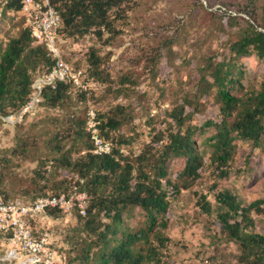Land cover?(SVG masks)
<instances>
[{
	"label": "rangeland",
	"instance_id": "rangeland-1",
	"mask_svg": "<svg viewBox=\"0 0 264 264\" xmlns=\"http://www.w3.org/2000/svg\"><path fill=\"white\" fill-rule=\"evenodd\" d=\"M0 12L1 58L8 42L28 24L23 13L7 10L3 0ZM248 21L264 30V0H136L127 17L116 23L117 34L113 37H99L95 31L77 37L62 30L58 46L64 60L74 69H87L94 50L101 58L102 81L92 84L94 94L92 89L88 93L71 91L62 106L42 105L22 126L0 129V162L6 175L3 190L11 198H25L21 179L34 176L44 159L60 158L57 148L73 159L81 156L90 141L86 136L83 140L76 138L68 128L87 120L91 107L98 114L118 106L124 108L120 111L124 113L120 114L123 124L111 138L116 142L121 137L128 140L124 152L135 157L147 152L150 145L161 146L162 142H156L167 130H177L169 116L175 108L186 105L184 129L199 128L194 139L204 165L200 176L187 187L178 179L185 158L170 164L169 179L175 187L169 197L167 228L162 230L167 239L159 246L151 234L158 254L154 264H243L239 245L220 228L216 197L229 190L244 207L261 201L259 207L252 208L251 216L255 232L264 235V135L259 143L235 141L236 153L227 167L229 173L221 177L210 159L212 148L207 142L216 129H200L209 120L221 121L220 104L216 88L203 91L201 77L205 66L230 57V45L240 38ZM241 62L245 90H259L264 83V59L254 54ZM43 70L40 67L33 74ZM207 79L212 81L210 76ZM244 93L238 92V96ZM207 202L211 212L204 211ZM103 222L110 219L103 218ZM81 223L76 213L57 212L38 217L33 229L38 236L49 234L59 256L56 264H75L85 238L80 232ZM146 227L145 212L133 207L123 214L119 236L126 229L138 232ZM0 264H24L23 259L12 258L9 241L2 233Z\"/></svg>",
	"mask_w": 264,
	"mask_h": 264
},
{
	"label": "trees",
	"instance_id": "trees-1",
	"mask_svg": "<svg viewBox=\"0 0 264 264\" xmlns=\"http://www.w3.org/2000/svg\"><path fill=\"white\" fill-rule=\"evenodd\" d=\"M50 3L61 17L57 34L63 30L70 36L83 37L95 31L99 37L104 34L113 37L117 34L116 23L127 17L136 0H50ZM6 9L21 12V0H11L6 4ZM241 34L230 45V57L205 66L201 77L205 93L212 88L217 89L221 121L209 120L200 129H216L207 142L212 148L210 159L221 177L229 173L227 167L236 153L235 141L259 143L264 135V83L259 90H245L241 62L254 54L264 59V30L248 21ZM54 64L55 59L47 47L35 44L29 26L18 37L12 38L0 58V115L20 110L33 94L34 81L49 73ZM100 64L101 58L93 50L88 68L85 69L92 84L97 85L102 81ZM40 67L44 68L43 72L33 74ZM71 91L78 93L71 84L66 83L46 88L39 108L42 105L50 108L62 106ZM91 91L93 94L96 92L93 88ZM238 92L245 93L238 96ZM123 109L118 106L107 113H99L101 134L113 144L110 155L94 154L90 140L82 155L76 159L62 148H57L61 153L60 158L44 159L39 163L34 176L21 179L20 189L26 197H14L31 203L39 197L72 191L84 190L89 194L87 215L76 214L82 220L80 232L85 238L74 258L75 264H154L158 254L152 244L151 234L159 246L164 245L167 239L162 230L167 228L169 197L175 187L169 179L170 164L176 159L185 158V166L179 172L178 179L183 180L187 187L200 176L204 165V158L194 139L199 128L188 126L184 129L186 105L175 108L169 116L171 125L176 126L177 130H173V127L167 130L156 142H162L161 146L150 145L147 152H141L135 157L124 152L123 147L130 143L128 140L121 137L116 142L111 138L112 132L123 124L120 115L124 114L120 112ZM28 117L14 128L22 126ZM86 121L79 122L78 126L74 123L73 127L68 128L69 133H74L80 140L85 136L88 138ZM3 126L0 119V129ZM1 165L0 162V193L11 198L3 190L6 175ZM81 180H85V183L82 184ZM31 194L36 196L29 198L27 195ZM202 198L206 200V197ZM216 199L220 228L230 241L239 245L240 261L243 264H264V235L255 232V221L251 216L252 208L259 207L261 201L244 207L238 196L229 190L220 192ZM133 207H139L145 212L147 227L138 232L126 229L119 236L123 214ZM203 207L204 211L211 212L210 203H205ZM57 212L61 211L50 210L44 216ZM103 218L110 219V222H103ZM3 235L8 239L7 235Z\"/></svg>",
	"mask_w": 264,
	"mask_h": 264
},
{
	"label": "built area",
	"instance_id": "built-area-1",
	"mask_svg": "<svg viewBox=\"0 0 264 264\" xmlns=\"http://www.w3.org/2000/svg\"><path fill=\"white\" fill-rule=\"evenodd\" d=\"M11 0H3L7 4ZM22 11L31 30L35 44H44L55 64L51 71L39 76L33 83V94L17 112L0 115L6 127H15L25 121L37 110L43 100L46 88L58 83L71 84L80 93H88L92 82L85 69H74L63 59L57 42V32L61 17L51 5L50 0H21ZM2 13L0 12V17ZM101 119L97 109L88 111L85 131L97 156L110 155L113 144L101 134ZM90 205V196L86 191H72L59 195L39 197L31 203L20 198H6L0 193V233L8 236L12 258L23 259L24 264H56L59 256L52 248L49 234L38 236L33 229L36 219L50 210H60L66 214L86 216ZM21 256V257H20Z\"/></svg>",
	"mask_w": 264,
	"mask_h": 264
}]
</instances>
